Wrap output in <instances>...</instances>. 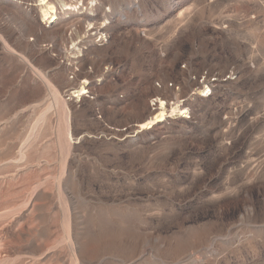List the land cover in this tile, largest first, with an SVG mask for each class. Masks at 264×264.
I'll return each mask as SVG.
<instances>
[{
  "label": "rangeland",
  "instance_id": "obj_1",
  "mask_svg": "<svg viewBox=\"0 0 264 264\" xmlns=\"http://www.w3.org/2000/svg\"><path fill=\"white\" fill-rule=\"evenodd\" d=\"M45 1L0 0V264H264V0Z\"/></svg>",
  "mask_w": 264,
  "mask_h": 264
},
{
  "label": "bare ground",
  "instance_id": "obj_2",
  "mask_svg": "<svg viewBox=\"0 0 264 264\" xmlns=\"http://www.w3.org/2000/svg\"><path fill=\"white\" fill-rule=\"evenodd\" d=\"M51 1V0H50ZM61 1V3L63 4L62 6H64L65 8L63 10H69L72 9L73 7H75V5H73L72 3H74V0H59ZM54 3V2H53ZM52 1L51 2H47L45 0H40V7H41V15H42V19H44L45 21H48V23H52L53 21L57 20V8L55 7V3L53 4ZM61 6V5H60ZM81 7V6H80ZM75 9V8H74ZM73 11V10H72ZM73 14V13H72ZM78 15V14H77ZM98 15V14H97ZM81 19L80 17L76 18V23L81 25ZM87 22V21H86ZM85 23V22H84ZM47 24V23H46ZM53 24V23H52ZM72 24V23H71ZM70 25V24H69ZM88 25V29L85 30L87 35H94L96 37L101 38L100 43H103L102 41V37L108 35L107 32V27L102 24L101 22V18L98 17L97 19L93 20L92 23L87 24ZM51 26V25H50ZM64 26V25H63ZM71 26V25H70ZM78 26V25H77ZM76 26V27H77ZM83 26V24H82ZM67 27V25H66ZM82 29V28H81ZM84 29V28H83ZM73 30V29H72ZM71 30V31H72ZM81 31V30H80ZM79 31V32H80ZM72 34V33H71ZM74 36L75 38L79 39V33L78 31L74 32ZM82 37V36H80ZM92 37V36H91ZM87 39V38H86ZM75 41V40H74ZM81 41V40H80ZM78 42V41H77ZM85 42V41H84ZM72 43V41H71ZM79 45V44H78ZM56 46V45H55ZM74 46V45H72ZM74 48H76V46H74ZM73 48V49H74ZM78 52H80V49L77 48L76 49ZM82 50V49H81ZM83 53V52H80ZM79 54V53H78ZM74 56V55H73ZM76 58V57H75ZM74 64V63H73ZM58 65V64H57ZM75 66V65H74ZM230 74V73H229ZM234 74V73H233ZM216 81V80H215ZM224 81H228V80H224ZM84 83V82H83ZM86 83V82H85ZM204 83L206 84V86H209L210 88H214L215 87V82L213 80L206 79V81H204ZM80 86V85H79ZM204 86V88H202V90L200 89V92H208L207 87ZM53 88V87H52ZM75 89V88H74ZM162 90L167 89L165 84L162 85L161 87ZM77 90V89H76ZM161 91V90H160ZM56 92V91H55ZM163 92V91H162ZM162 92H160L159 94L154 95L151 99H150V105L151 106H155V104L158 102V107L151 109V111H153V113L149 116H147L143 122L138 125L137 127H140L141 130L143 129H149L150 127H152V125H156L158 123H162L165 118L167 117H172L177 115H180L182 112V110H184V105L183 102L181 105L179 104V102H181V100H175L174 102H168L167 99H164V97L162 96ZM178 92V91H177ZM59 93V92H58ZM85 93V89L84 87H81L77 90V91H71L68 95H72V97H79L80 95H83ZM179 93V92H178ZM206 94V93H205ZM67 95V93H66ZM65 96V95H64ZM203 96V95H202ZM59 97V96H58ZM68 97V96H67ZM65 107V105H64ZM139 128V129H140Z\"/></svg>",
  "mask_w": 264,
  "mask_h": 264
},
{
  "label": "built area",
  "instance_id": "obj_3",
  "mask_svg": "<svg viewBox=\"0 0 264 264\" xmlns=\"http://www.w3.org/2000/svg\"><path fill=\"white\" fill-rule=\"evenodd\" d=\"M194 79V78H193ZM205 79V78H204ZM203 79V80H204ZM235 79V75L233 74V73H230V74H228V76H226L225 77V79L224 80H229V81H233ZM210 80H212V79H210ZM213 80H215V79H213ZM201 81H202V79H201ZM160 88V87H159ZM208 94H209V92H208ZM187 112V111H186Z\"/></svg>",
  "mask_w": 264,
  "mask_h": 264
}]
</instances>
